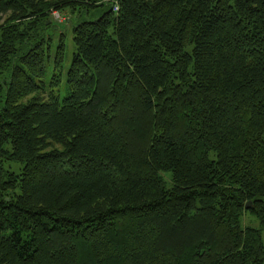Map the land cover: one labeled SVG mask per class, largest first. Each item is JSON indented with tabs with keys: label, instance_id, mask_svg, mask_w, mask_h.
Returning a JSON list of instances; mask_svg holds the SVG:
<instances>
[{
	"label": "trees",
	"instance_id": "16d2710c",
	"mask_svg": "<svg viewBox=\"0 0 264 264\" xmlns=\"http://www.w3.org/2000/svg\"><path fill=\"white\" fill-rule=\"evenodd\" d=\"M100 7L64 77L52 13ZM261 231L264 0H0V264H264Z\"/></svg>",
	"mask_w": 264,
	"mask_h": 264
},
{
	"label": "rangeland",
	"instance_id": "374dc122",
	"mask_svg": "<svg viewBox=\"0 0 264 264\" xmlns=\"http://www.w3.org/2000/svg\"><path fill=\"white\" fill-rule=\"evenodd\" d=\"M104 1V0H103ZM106 7H100L95 10H91L90 14L88 16H82L81 18H78L77 16H80L81 14L77 13L75 16H70L69 13L63 12L58 15V17L52 15L51 21L54 25V28L48 33V36L52 39L51 42H48V45L50 47V60H51V65L53 63V60L55 58V54L57 52V48L60 44L61 39L63 40V43L65 45V50H64V55H63V63H62V72L64 73V77L66 72L68 71L73 54L75 52L74 49V44H73V27L76 25V23L82 19V20H95L96 18L100 17ZM66 19L68 20L66 22ZM51 65H47L46 67V80L49 79L51 72H52V67ZM58 100L62 101L67 95L66 93V88H65V81L63 80L62 85L60 86L58 93L55 92ZM12 170L16 173H18L21 169V165L18 163H11ZM240 226L241 228H250L254 230H260V224L258 219L250 214V213H244L242 217L240 218ZM261 238L262 242L264 244V231H261Z\"/></svg>",
	"mask_w": 264,
	"mask_h": 264
},
{
	"label": "built area",
	"instance_id": "2783aa9c",
	"mask_svg": "<svg viewBox=\"0 0 264 264\" xmlns=\"http://www.w3.org/2000/svg\"><path fill=\"white\" fill-rule=\"evenodd\" d=\"M118 10V7L117 5L115 4L114 7H113V11L116 12ZM52 15L58 17L57 13H52Z\"/></svg>",
	"mask_w": 264,
	"mask_h": 264
},
{
	"label": "water",
	"instance_id": "95a60500",
	"mask_svg": "<svg viewBox=\"0 0 264 264\" xmlns=\"http://www.w3.org/2000/svg\"><path fill=\"white\" fill-rule=\"evenodd\" d=\"M249 208H251V203H250V202H248V203L246 204V206H245V209H246V210H248Z\"/></svg>",
	"mask_w": 264,
	"mask_h": 264
}]
</instances>
